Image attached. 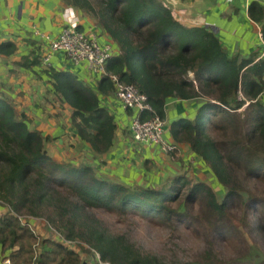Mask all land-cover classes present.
Returning <instances> with one entry per match:
<instances>
[{
  "label": "trees",
  "instance_id": "obj_1",
  "mask_svg": "<svg viewBox=\"0 0 264 264\" xmlns=\"http://www.w3.org/2000/svg\"><path fill=\"white\" fill-rule=\"evenodd\" d=\"M63 1L95 18L119 49L96 90L71 71L51 70L52 92L72 109L74 136L95 158L114 147L118 124L100 100L115 92L110 75L147 95L152 111L141 113L142 120H165L171 98L203 99L195 118H178L170 132L204 162L221 200L214 186L185 174L156 186L130 185L110 179L99 166L60 160L48 150L59 138L32 128L29 117L0 93V204L7 209L0 213V263L177 264L111 232L95 215L102 210L160 227L201 230L203 255L181 264H226L216 246L246 240V232L259 244L250 243L254 250L229 264H264V58L232 55L214 32L174 18L164 0ZM248 13L262 25L264 38V6L253 1ZM17 50L14 41L0 43V56ZM39 62L26 57L18 65ZM21 217L44 220L56 236L36 233L34 221ZM83 253L95 262L83 260Z\"/></svg>",
  "mask_w": 264,
  "mask_h": 264
},
{
  "label": "crops",
  "instance_id": "obj_2",
  "mask_svg": "<svg viewBox=\"0 0 264 264\" xmlns=\"http://www.w3.org/2000/svg\"><path fill=\"white\" fill-rule=\"evenodd\" d=\"M164 1L173 14H178L174 16L183 25L214 32L232 55L249 57L258 53L261 59L262 25L251 19L248 9L253 1L264 6V0ZM67 26L77 27L94 35L101 45L112 44L119 50L93 19L67 7L63 0H0V43L14 41L18 46L13 56H0V93L14 104L18 113L29 117L32 128L59 138L48 146L51 155L60 160L99 166L110 179L130 185L156 186L182 174L194 182L216 184L204 162L188 146L175 142L170 132L178 118L194 119L203 99L168 100L164 141L177 146V151L171 155L158 145L134 141L130 126L137 113L125 110L115 92L100 95L102 106L115 116L118 124L115 145L110 152L95 158L88 144L74 136L72 109L64 106L52 92L50 72L52 69L71 71L94 90L103 76L89 71L87 63H72L63 53L53 54L45 63L48 41L59 37ZM26 57L40 62L32 68L19 66ZM261 101L264 103V96ZM137 172L143 175L133 178L132 173ZM206 175L211 176L207 179L210 182L206 181Z\"/></svg>",
  "mask_w": 264,
  "mask_h": 264
},
{
  "label": "rangeland",
  "instance_id": "obj_3",
  "mask_svg": "<svg viewBox=\"0 0 264 264\" xmlns=\"http://www.w3.org/2000/svg\"><path fill=\"white\" fill-rule=\"evenodd\" d=\"M87 16L95 20V18H93L91 15L87 14ZM132 174L134 175L133 178L143 175L139 172H137L136 174ZM110 177L112 176L110 175ZM209 178H211V176L206 175L207 182H210L207 180ZM211 184L213 183H208V185L212 187L214 186V191L217 192V196L220 199V187L217 183L214 185ZM6 210L7 209L0 204V213L5 212ZM95 213L96 216L102 219L104 225L111 232L127 235L133 241L136 247L141 249L144 253L156 255L167 263L175 262L177 264H181L185 262L197 261V258L202 256L203 252L206 249V244L202 237L203 233L201 232V230H199L198 232H192L184 230L181 227L176 229L160 227L145 222L138 216L132 214L118 215L102 210H97L95 211ZM21 219L23 220V222H30L31 220H33L34 222H30L32 229L36 233L41 234L44 237L51 235V233L53 234V236H56V232L51 227H48L47 223L42 219H26L22 217ZM245 238L246 240L237 238L231 243L216 246V253L226 264H229L231 261H238L242 257L247 256V252L254 250L253 246H249L250 243L259 244L257 242V239L247 232L245 233ZM71 246V248H73L74 250L80 251L77 244H72ZM240 254L242 255L240 256ZM82 256V259L85 261L91 263L95 262V258L90 257L89 255L83 253ZM97 260H99L98 256Z\"/></svg>",
  "mask_w": 264,
  "mask_h": 264
},
{
  "label": "built area",
  "instance_id": "obj_4",
  "mask_svg": "<svg viewBox=\"0 0 264 264\" xmlns=\"http://www.w3.org/2000/svg\"><path fill=\"white\" fill-rule=\"evenodd\" d=\"M174 15V14H173ZM262 35L261 59L264 58V38ZM45 63L56 53H63L74 64L87 63L88 70L106 76V65L119 50L112 44L101 45L94 35L77 27H64L59 37L49 40L46 45ZM115 87L116 97L125 110L135 111L137 116L132 120L130 132L134 141L149 145H158L167 154H174L177 146L164 141L165 120L155 117L142 120L141 113L152 111L147 95L133 85L121 82L116 75H110ZM0 264H11L9 260ZM101 264H108L102 263Z\"/></svg>",
  "mask_w": 264,
  "mask_h": 264
},
{
  "label": "clouds",
  "instance_id": "obj_5",
  "mask_svg": "<svg viewBox=\"0 0 264 264\" xmlns=\"http://www.w3.org/2000/svg\"><path fill=\"white\" fill-rule=\"evenodd\" d=\"M166 4V3H165ZM167 5V4H166ZM168 6V5H167ZM169 7V6H168ZM172 10V9H171ZM172 14H173V10H172ZM174 16V15H173ZM174 18H176L175 16H174ZM177 19V18H176ZM178 20V19H177ZM179 21V20H178Z\"/></svg>",
  "mask_w": 264,
  "mask_h": 264
}]
</instances>
